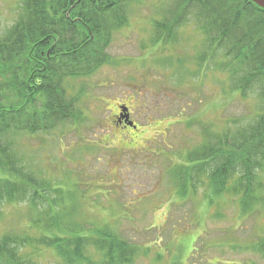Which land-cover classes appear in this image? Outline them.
<instances>
[{"label": "trees", "instance_id": "16d2710c", "mask_svg": "<svg viewBox=\"0 0 264 264\" xmlns=\"http://www.w3.org/2000/svg\"><path fill=\"white\" fill-rule=\"evenodd\" d=\"M163 1L172 5L168 15L154 20L151 42L176 41L177 29L193 21L207 54L196 59L195 73L203 69L206 76L210 57L216 58L215 70L227 83L222 93L238 96L248 111V116L224 118L226 123H213V128L202 126L201 143L184 145L182 160L170 167V186L182 200L203 190L208 206L225 196L236 198L247 212L264 202V9L249 0ZM134 2L138 0H21L17 20L0 35V225L12 206L25 204L38 213L0 234V264H42L45 256L56 264H136L142 257L166 261L157 240L137 243L119 231L118 222L90 221L80 212L58 208L61 188L32 172L13 139L83 121L78 96L86 87L75 91L69 81L118 63L108 50L115 34L129 24ZM171 204L177 205L176 200ZM214 216L223 217L220 212ZM235 231L232 226L209 238L211 244L194 247L191 264H238L213 263L208 257L210 250L227 248L251 251L262 260L242 264H264V231L245 244ZM167 251L168 264H180L177 253Z\"/></svg>", "mask_w": 264, "mask_h": 264}, {"label": "rangeland", "instance_id": "374dc122", "mask_svg": "<svg viewBox=\"0 0 264 264\" xmlns=\"http://www.w3.org/2000/svg\"><path fill=\"white\" fill-rule=\"evenodd\" d=\"M20 5L21 0H0V35L13 26ZM171 5L163 0L134 2L129 24L115 34L108 50L118 63L89 78L69 81L75 91L86 87L78 96L85 117L76 127L13 136L19 156L31 163L26 164L32 172L61 188L58 208L80 212L90 221L118 222L126 238L141 244L157 240L161 254L165 250L163 263L142 257L136 264H168L169 248L180 264H191L194 247L211 244L209 238L223 235L232 226L236 227L232 233L244 244L255 242L264 231V202L243 212L236 198L225 196L217 199L219 204L208 206L202 201L203 190L182 200L170 186V167L182 160L184 145L201 143L202 126L213 128V123H226L224 118L248 116L238 96L222 93L227 83L215 70L216 58L210 57L206 76L203 69L195 73L196 59L206 53L193 21L177 29L176 41L151 42L154 20L168 15ZM120 106L129 107L137 130L117 126ZM173 199L177 205L171 204ZM216 212L223 217H215ZM36 213L25 204L12 206L0 234L25 225ZM208 257L213 263L262 261L251 251L229 248L210 250ZM44 258L42 264H56L49 256Z\"/></svg>", "mask_w": 264, "mask_h": 264}, {"label": "water", "instance_id": "95a60500", "mask_svg": "<svg viewBox=\"0 0 264 264\" xmlns=\"http://www.w3.org/2000/svg\"><path fill=\"white\" fill-rule=\"evenodd\" d=\"M250 2L258 5L260 8L264 9V0H249ZM122 115L121 118L125 119L127 125L135 127L132 121H129V110L127 107H121Z\"/></svg>", "mask_w": 264, "mask_h": 264}, {"label": "flooded vegetation", "instance_id": "af4514ba", "mask_svg": "<svg viewBox=\"0 0 264 264\" xmlns=\"http://www.w3.org/2000/svg\"><path fill=\"white\" fill-rule=\"evenodd\" d=\"M129 114H130V119L131 120H133V118H132V113H131V110L129 109ZM121 116V110L119 109V113L115 116V122H116V124H117V126H119L120 125V127H123V128H125V129H127V130H133V128L132 127H129V126H127L126 124H125V121L123 120V119H121V120H119V117ZM134 121V120H133ZM134 124L136 125V123H135V121H134ZM132 128V129H131ZM138 128V127H137ZM136 128V129H137Z\"/></svg>", "mask_w": 264, "mask_h": 264}]
</instances>
